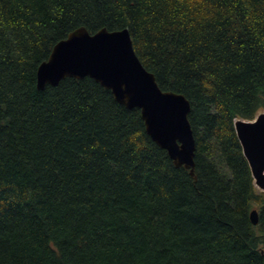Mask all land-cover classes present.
<instances>
[{"label":"trees","instance_id":"obj_1","mask_svg":"<svg viewBox=\"0 0 264 264\" xmlns=\"http://www.w3.org/2000/svg\"><path fill=\"white\" fill-rule=\"evenodd\" d=\"M79 27L127 30L185 98L192 177L94 80L36 89ZM261 109L264 0H0V264H264V192L232 126Z\"/></svg>","mask_w":264,"mask_h":264},{"label":"water","instance_id":"obj_2","mask_svg":"<svg viewBox=\"0 0 264 264\" xmlns=\"http://www.w3.org/2000/svg\"><path fill=\"white\" fill-rule=\"evenodd\" d=\"M84 77L108 90L117 104L138 109L149 139L166 152L174 167L182 166L193 176L194 142L186 118L188 102L179 94L159 90L153 75L134 55L127 30L102 28L89 34L79 27L71 31L37 66L35 87L41 90L64 78ZM232 126L253 186L264 192V113L250 121L235 120ZM248 219L256 225L254 210Z\"/></svg>","mask_w":264,"mask_h":264},{"label":"rangeland","instance_id":"obj_3","mask_svg":"<svg viewBox=\"0 0 264 264\" xmlns=\"http://www.w3.org/2000/svg\"><path fill=\"white\" fill-rule=\"evenodd\" d=\"M258 113H264V109L259 110V111L257 112V114H258ZM254 188H255V187H254ZM255 190L259 191V190L256 189V188H255ZM260 192H261V191H260Z\"/></svg>","mask_w":264,"mask_h":264}]
</instances>
